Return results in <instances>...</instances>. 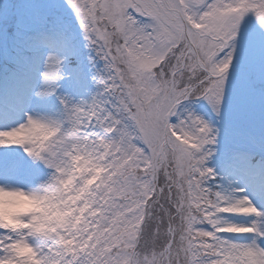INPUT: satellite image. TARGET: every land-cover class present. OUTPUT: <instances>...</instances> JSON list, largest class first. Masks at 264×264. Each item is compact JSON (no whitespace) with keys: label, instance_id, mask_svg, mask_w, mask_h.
Here are the masks:
<instances>
[{"label":"snow or ice","instance_id":"1","mask_svg":"<svg viewBox=\"0 0 264 264\" xmlns=\"http://www.w3.org/2000/svg\"><path fill=\"white\" fill-rule=\"evenodd\" d=\"M0 59V210L39 205L0 219V264H264V207L210 185L221 129L189 110L247 123L260 158L227 164L264 169V0H16Z\"/></svg>","mask_w":264,"mask_h":264},{"label":"rangeland","instance_id":"2","mask_svg":"<svg viewBox=\"0 0 264 264\" xmlns=\"http://www.w3.org/2000/svg\"><path fill=\"white\" fill-rule=\"evenodd\" d=\"M12 1L14 4L16 3V0H8L7 5H12ZM0 7H4L2 0H0ZM2 75H3V81L0 79V83H2L4 91H6L8 87L6 85V81H8V72L4 69V74ZM62 85L63 86L60 90L61 93L66 95L67 94L72 95L73 99L77 102L81 99L87 101L88 99H90V94H95V92L98 90L95 82L92 81L91 78H89V82L87 84V91L80 94L73 93L67 81H63ZM4 91H2V93ZM205 108H206L205 104L195 103L190 106L189 110L194 111L201 116H204L205 119H210L215 127L221 129L219 143L216 148V155L212 160H210V161L216 160L215 163L219 162L220 163L219 166L222 163H224L225 165L223 168L215 167L216 175H218L221 178V180L219 181L220 188L226 190H230L232 187L247 188L248 190L247 194L249 195V198L253 199V202L258 206L264 207V169L250 165H243V164L240 165L238 168H231L227 164V160L230 154L237 150L255 153V155L259 159L261 155L259 141L257 140L253 142L250 139L251 130L247 123L219 122L218 119L215 118L214 116L213 117L208 116L205 112ZM58 110H59V104L54 97L47 102L46 106L38 107L36 109V111L41 115L52 114L54 112H58ZM9 124H11V121L8 120L7 118L0 120V128L6 127ZM4 155L9 156L8 153H5ZM11 157L15 159L22 158V150L19 149L14 150L11 153ZM26 167L31 169L32 165L30 163H27L26 161ZM48 175H49V170L41 166V171L39 173L41 181L46 180ZM210 185L213 187L211 181H210ZM252 218L255 219L254 217H248V218L238 219L235 222L248 224L251 222V220H253Z\"/></svg>","mask_w":264,"mask_h":264},{"label":"clouds","instance_id":"3","mask_svg":"<svg viewBox=\"0 0 264 264\" xmlns=\"http://www.w3.org/2000/svg\"><path fill=\"white\" fill-rule=\"evenodd\" d=\"M5 207L0 210V219H7L9 216V206L13 207H31L38 208L39 205L35 201L26 200L23 197H5L4 198Z\"/></svg>","mask_w":264,"mask_h":264}]
</instances>
